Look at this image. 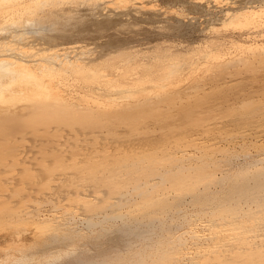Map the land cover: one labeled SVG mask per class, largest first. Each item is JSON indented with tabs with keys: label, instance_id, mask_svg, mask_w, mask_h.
Masks as SVG:
<instances>
[{
	"label": "bare ground",
	"instance_id": "1",
	"mask_svg": "<svg viewBox=\"0 0 264 264\" xmlns=\"http://www.w3.org/2000/svg\"><path fill=\"white\" fill-rule=\"evenodd\" d=\"M58 1L0 0V94L3 89L13 90L14 84L24 80L33 84L36 91L32 94L37 96L31 105H9L7 102L0 105V224L3 220L38 223L44 237L42 242L36 240L25 245L27 257L14 264H264V181L257 185L232 184L231 165L243 154L248 156L249 144H242L240 151L230 142H221L222 138L227 141L233 133L228 126H234L233 129L246 139L245 126L251 124L249 118H254L255 128L252 129L253 135L258 137L256 143L264 136V115L255 117L264 110V88L261 89L264 78L260 80L264 73H253L251 81L258 84L257 92L262 97L252 101L244 99L245 110L251 113L245 116L239 113L230 121H222L218 127L213 126V132V128L206 130L203 127L206 134L211 132L207 137L194 136L184 123L186 120L197 123L196 107L200 102L196 101L192 112L182 119L177 112L182 105H177L176 97L167 96L170 84L178 87L183 81L181 78L173 80V67H167L164 80L155 85L154 95L161 97L154 111L146 100L153 90L147 92L148 96L141 104L146 110L132 111L133 106L129 103L134 100V88L124 91L128 95L123 98L130 99L124 113L113 112L110 108L118 99L114 96L101 100L100 95L96 97L91 92L93 101L82 105L66 96L60 87L63 74L75 80H78L75 75L82 74L88 87L104 76L94 71L104 68V64H91V50L77 51L73 60L61 48L46 47L41 51L28 40L32 33L44 30L36 23L39 10ZM256 1L261 0L244 2ZM82 2L77 0V4ZM217 4L209 1L207 6L213 8ZM232 4L219 5L221 14L218 20L236 22L241 28L261 25L264 8L260 12L252 10V6L235 7ZM195 6L202 10L206 5L197 0ZM101 21L104 23L107 19L102 18ZM241 46L264 50V43ZM241 73L237 66L228 71L227 77ZM45 76L54 77L56 81L47 83ZM148 118L155 119L154 123L162 127L158 137L149 132L154 125L152 121L144 122ZM209 123L216 122L209 119ZM76 125L84 129L78 128L80 137H72L71 143L64 140L66 144L62 140L68 144H63V149L59 144L62 151L55 148L56 152L61 151V161L56 159L55 162L54 159L49 165V159L44 162L34 156L35 159L31 160L21 155L18 137L22 131L25 133L26 129L40 127L44 132L53 131L56 135V132L64 133L65 128L75 127L77 130ZM217 129L219 132L215 134ZM18 160H25V165L32 162V171L43 172L41 176L45 180L53 177L51 181L63 180V188L56 191L58 193L49 192L50 196L43 192L41 199L37 195L45 191L42 190V179L43 187L36 186L40 193L35 186L36 192L31 191L35 201L40 198L41 205L32 208L30 203L34 199L31 197L26 203L24 200L25 205L15 204L19 198L14 199L16 194H8L12 188L2 186L5 182L10 184L8 181L13 176L6 178L2 174L9 166L13 169L14 165L20 171L21 168L16 166ZM44 164L49 167H44ZM25 167L22 173L29 170ZM22 173L19 176L24 179L25 173ZM15 178L20 179L18 173ZM30 184L29 187L32 186ZM13 187L20 189L23 186L16 184ZM27 187L23 188L27 190ZM48 205L52 208L45 207ZM193 224L197 225L194 227L197 230L176 234L184 225L192 228ZM186 234L190 240L185 238ZM137 245L140 247L136 249ZM192 245L197 249L193 250Z\"/></svg>",
	"mask_w": 264,
	"mask_h": 264
},
{
	"label": "rangeland",
	"instance_id": "2",
	"mask_svg": "<svg viewBox=\"0 0 264 264\" xmlns=\"http://www.w3.org/2000/svg\"><path fill=\"white\" fill-rule=\"evenodd\" d=\"M70 1L59 0V3H51L39 10L36 23L42 25L44 30L39 33H32L28 40L32 46L41 51H45L46 47L61 48L73 60L77 51L82 49L84 51L91 50L89 56L91 58L89 59L90 62L92 61L91 64H104V68H100L99 71L98 69L94 70L104 76L99 77L94 85L89 84L88 87H86V82L83 81L82 74L75 75L78 80L63 74V82H61L60 87L64 90L66 96H71L75 102L85 105L93 101L91 92L95 93L96 97L100 95L99 98L101 100H107L114 96L118 97V99L115 104L110 105V108L113 109V112L124 113L126 111L125 105L130 100L127 97L123 98V96L128 95L124 91L134 88L132 89L135 91L134 100L129 104L133 106L132 111L139 113L142 109L143 112L146 110L141 107V104L148 96L147 92L153 90V93L146 100L153 107L151 110L154 111L158 106L156 103L161 97L154 95L155 90H157L155 85L160 84L164 80L167 67H173L175 69L173 80H180L181 78L183 81L178 87L170 84L167 89V96L176 97L178 99L177 105H182L177 111L182 119L188 117L192 112L196 101L200 102L199 106L196 107L198 113L196 117L197 123L195 124L188 120L184 121V123L188 126H185L186 128H190L189 130L194 136L207 137L211 132L206 134V130L210 127H218L222 123L234 119L239 113L244 116L251 113V111L245 110L246 101L244 99L252 101L262 97L257 92L258 84H254L251 81L253 80V73L259 75L264 73V50L241 45L255 42L264 43V15L260 17L262 22L258 27L243 28L238 27L236 22L218 20V17L221 14L219 5L232 4L233 1H237L232 5L235 7L252 6V10L261 12L264 8V0L251 3H246L244 2L245 0H202L206 5L202 10H199L198 7V9L196 8L195 2L197 0H192L191 2H186V0H103L98 2L84 0L82 2L81 0L82 3L80 4H77V0ZM105 1L108 2L105 3ZM209 1H214V3L218 4L211 8L207 6ZM132 8L135 10L133 11ZM102 18L107 19V21L101 23L103 22L101 21ZM24 45H26V42H24ZM73 46H77L78 49L72 48ZM237 66L242 73L229 74L230 76L227 77L228 71ZM246 71H250V73H246ZM45 78L47 83L56 81L54 77L45 76ZM262 78H264L263 75L260 78L261 81L263 80ZM224 87L226 88L224 89ZM144 88L146 90L141 91ZM262 88L264 86H261ZM35 91L36 88L33 84L23 80L18 84H14L13 90L3 89L0 94V105L3 102H7L9 105L18 103L25 105L34 104L37 96L32 94V92ZM210 110H214L213 113ZM226 110L229 111L227 112ZM254 111L258 112L257 110ZM261 111L255 116L256 119L264 115V110ZM209 119L216 123L210 124ZM154 120L148 118L144 122L152 121L151 123L154 126H151L152 129L150 128L149 132L158 137L163 130L160 124L154 123ZM249 120H251V124H248L247 127L245 126L246 124L244 125L247 131L246 139L241 136L239 131L233 129L234 126L227 127L234 134L231 133L230 137L227 135L229 138L227 141H223V138L221 139V142H230L232 147L234 145L238 146L234 147L240 151L241 148L239 147L242 144L246 142L249 144V148L246 150L249 153L248 156L246 155V157L243 154L235 159L231 165L230 181L232 184L243 182L257 185L264 181V136L258 141L259 143H256L258 137L253 135L254 129H252L255 128L254 123H252L254 118H249ZM78 126L76 125L77 130L80 128ZM80 129L84 130L83 128ZM64 130L66 132L68 129L65 128ZM70 130L66 133H62L63 131L60 133L56 132V135H54L53 131L48 132L46 130L44 132L40 127L26 129L25 133L22 131L18 137V140L20 139L18 142L22 148L21 155H25L28 159L36 157V159L39 158V161L43 160L44 162L45 159H49L50 161L48 160L49 163H47L49 165L50 162H54V159L55 162L56 159L58 162L61 161L62 156L59 153L62 151L60 148L63 149L62 146L66 144L65 141L71 143L73 138L77 139V136L80 137L81 135L79 130L76 132L75 127ZM214 130L213 128L211 131L213 132ZM87 131L90 130L87 129ZM218 132L219 129L215 131V134H218ZM49 133L53 134L49 135ZM67 133L71 136L67 135ZM23 139L26 140L21 141ZM62 140H65V144ZM253 142L255 145H253ZM55 148L61 151L56 152ZM53 152H56V154ZM56 155H59V157L53 158V156L57 157ZM19 161L17 162L18 165L15 164L19 169L21 168V172L14 168V165L12 166L13 169L9 166L7 171L2 174V177L11 178L13 176L11 179L17 180L12 182L11 179H8L10 184H6V182L2 184L4 187L12 188V192L9 191L10 193L8 194L11 196L16 194L14 199L19 198L15 201V204L25 205L29 201V197H31L34 202L30 203V206L33 204L32 208L33 206L37 207L41 205L39 201L43 192H48L47 196H50L49 192L54 193L63 188V180L56 181L59 179H55L53 182L51 181L55 178L53 177L49 179L50 181L47 179V182L41 176L43 172L39 171L36 173L34 169L32 171V166H30L32 162L25 165V160H21L20 163ZM40 165L41 167L43 166L42 164ZM49 165L44 167L47 168ZM24 166H26V170H29L27 172L23 171L25 176H22L24 178L22 179L19 174L22 173V170H25L23 169ZM254 166L255 168H253ZM17 173L18 177L22 179L21 181L15 178ZM23 173L22 175H24ZM31 173L34 175L31 176ZM27 174L28 176H26ZM26 177L35 179L31 181L32 179L28 180ZM25 179L26 181H24ZM42 179L43 181H41ZM40 181L44 184H42L44 187ZM27 182L29 183L26 185ZM23 183L25 184L23 185ZM30 183L32 184L31 187L28 186ZM16 184L24 188L28 186L27 188L29 189L13 187ZM39 185L45 191L41 190L42 192L40 193V188L36 187ZM33 187L35 190H39L40 195H37V197L40 196V198L36 197L38 202L35 201V197H32L38 191H35ZM31 191L35 192L31 194ZM24 200L27 201L23 203ZM45 207L52 208L49 205ZM76 217L78 218L79 216ZM37 224L4 222L3 220L0 224V264H14L16 261L24 259L28 255V250L24 248L25 245H31L36 240L39 242L44 240V237L41 236L43 231L40 229V225ZM194 227H197V225L193 224L192 228L184 225L176 231V234L191 232L193 229L197 230ZM185 236V238L190 240L189 234ZM139 247L137 245L136 249ZM191 247L193 250L197 249L196 246L193 247L192 245ZM185 254H189V251H185Z\"/></svg>",
	"mask_w": 264,
	"mask_h": 264
}]
</instances>
